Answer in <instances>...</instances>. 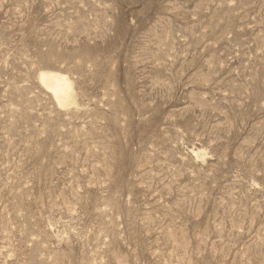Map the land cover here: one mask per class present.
<instances>
[{"label": "rangeland", "instance_id": "374dc122", "mask_svg": "<svg viewBox=\"0 0 264 264\" xmlns=\"http://www.w3.org/2000/svg\"><path fill=\"white\" fill-rule=\"evenodd\" d=\"M0 264H264V0H0Z\"/></svg>", "mask_w": 264, "mask_h": 264}, {"label": "bare ground", "instance_id": "6f19581e", "mask_svg": "<svg viewBox=\"0 0 264 264\" xmlns=\"http://www.w3.org/2000/svg\"><path fill=\"white\" fill-rule=\"evenodd\" d=\"M40 84L48 90L59 106L65 107L74 103V92L70 78L56 70H40L38 72Z\"/></svg>", "mask_w": 264, "mask_h": 264}]
</instances>
